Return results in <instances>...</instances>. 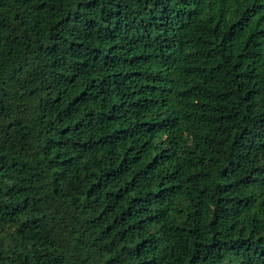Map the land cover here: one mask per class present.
I'll list each match as a JSON object with an SVG mask.
<instances>
[{
    "label": "trees",
    "instance_id": "1",
    "mask_svg": "<svg viewBox=\"0 0 264 264\" xmlns=\"http://www.w3.org/2000/svg\"><path fill=\"white\" fill-rule=\"evenodd\" d=\"M0 264H264V0H0Z\"/></svg>",
    "mask_w": 264,
    "mask_h": 264
}]
</instances>
